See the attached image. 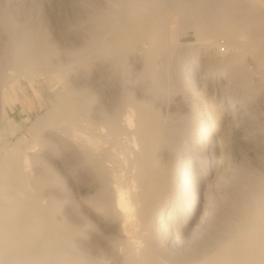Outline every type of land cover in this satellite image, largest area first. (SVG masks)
<instances>
[{"label": "bare ground", "instance_id": "obj_1", "mask_svg": "<svg viewBox=\"0 0 264 264\" xmlns=\"http://www.w3.org/2000/svg\"><path fill=\"white\" fill-rule=\"evenodd\" d=\"M106 5L89 16L88 34L75 49L3 18L8 35L0 53V112L5 120L0 125V264H108L102 258L83 261L74 250L79 225L54 219V202L42 203L44 183L30 173L28 150H22V140L11 144L8 138L15 121L7 119L5 109L22 79L31 84L44 79L54 93L53 99H40L47 110L31 122L25 144L31 149L45 141L48 130L70 151L76 168L96 185L89 201L94 212L119 224L123 238L112 245L118 247L121 264H264V179L252 204L240 210L243 224L222 228L229 208L216 210L208 176L214 174L213 183L220 180L225 163L234 159L223 147L222 135V162L215 165V117L195 100L188 103L189 111L165 114L155 103L163 95L173 55L183 62L194 58L186 75L173 73V90L183 98L200 94L199 49L210 44L217 46L218 55L208 58L203 78L221 71L229 82L242 80L249 50L263 68L264 82V0H106ZM196 23L203 24L201 34L210 39L197 40ZM242 27L249 30L250 42L229 38V29ZM189 31L194 40L183 43L181 36ZM238 47L243 53L235 54ZM130 55L141 57L137 77L146 79L149 101L135 95ZM95 65L105 76L100 89ZM79 69L83 73L72 77ZM120 80L124 84L119 86ZM231 89L223 96L230 97L235 87ZM228 167L237 170L235 163ZM204 232L206 238L198 242ZM58 238L73 249L71 257L61 258L66 247H50ZM44 243L49 246L42 247ZM187 243L190 249L178 252ZM173 252L178 253L167 255Z\"/></svg>", "mask_w": 264, "mask_h": 264}, {"label": "rangeland", "instance_id": "obj_2", "mask_svg": "<svg viewBox=\"0 0 264 264\" xmlns=\"http://www.w3.org/2000/svg\"><path fill=\"white\" fill-rule=\"evenodd\" d=\"M106 6V0H0V53L5 49L8 35L3 22L4 16L8 17L7 19L11 26H18L17 28L23 30H33L37 35L47 37L49 41L51 40V43L67 49H71V47L75 49V46L77 48L88 34L89 22L87 21L89 16L93 13L100 14L99 12L105 10ZM196 28L200 33L197 35L198 41L211 38L210 35L201 34L204 29L202 23H196ZM227 34L229 38L234 40L251 41L249 30L244 27L229 29ZM193 40L194 35L192 31L181 36L183 43ZM216 47L215 44H210L207 46V49H199L198 64L200 69L196 73L198 75L196 90L200 93L198 96L193 97L190 93H186V96L189 95V97L183 98L184 95L182 93L173 90L171 86L174 82L173 73L182 70L183 75H186L194 62V58L185 59L184 62L181 60L177 61L176 55H173L167 61L166 68L169 70L167 71L168 74L166 72L164 74L165 88L163 95L155 100V103L160 112L165 114L170 111H189L191 104L188 103L195 100L199 104L198 106L202 107L203 111H205L204 109H209L213 117H215L219 128L213 131L212 136L217 141L215 142L217 145L215 165H219L222 162L220 151L223 147L228 148L231 160H234L230 164L225 163L228 169H225V175L220 179L222 181L215 180V183H213L214 174L208 176V180L211 179L210 190L211 193L213 192L212 196L216 198V210H218L220 205L221 207L225 206L229 208L227 219L223 223L222 228H233L243 224L242 211L240 210L244 206L252 204V199L257 194V187L264 179L263 68L258 66L255 55L246 50L243 59L245 60V74L242 80L229 82L221 71L209 73L208 78H203L202 76L207 71L206 63L208 58L218 55ZM230 48L233 49V45ZM234 52L235 54H241L243 50L238 47ZM130 56L131 59H127V63L130 71L132 69L131 76L134 79L135 95H137L138 99L149 101L146 91V79L144 77H137V72H139L141 67V57L139 55ZM130 60L132 61L131 63ZM94 68L96 71L94 73L97 79L96 82H98V86H102L105 76L101 75L97 65ZM76 72L72 74V77L80 76L83 73L82 69ZM199 76L201 77L200 80ZM123 82V80H120L118 85H122ZM101 86H99V89ZM234 87L235 89H233ZM229 89L232 90V95L230 97L223 96V93ZM51 91L52 87L44 79L35 84H31L24 79L20 80L19 86H16L13 91V100L9 102L5 109L7 119L10 117L15 121V124L7 131L8 138L11 144L16 140H22V150H28V158L32 163L29 168L30 173L33 176H38L44 183L41 191L42 203L46 204L48 200L54 202V219L58 223L63 221L66 224H74L76 227L79 225L80 228L77 227V232L72 238V243L74 244V250L82 253L83 261L92 262L95 258H102L108 264H121L122 258L121 254L117 251L118 247L116 248L112 245V241L123 238L119 224L113 222L109 216L94 212L89 201L95 192L96 185L84 174L81 168H79L80 166L76 168L75 158L71 156L70 151L60 144L59 140L53 137L48 130L43 132V136L46 137L45 141L39 142V144L31 149L28 148L29 145L25 144L24 139H27L30 135L28 128L31 122L47 110L41 106L40 99H53L54 93ZM229 101L232 102L230 109ZM50 104L52 105L53 103L50 101ZM97 106L98 104H95L96 108ZM145 106L148 105L145 104ZM1 118L0 112V125L5 121ZM198 131L199 128L197 129L196 127V134L199 133ZM222 135L225 137L223 147L221 144ZM0 145L2 146L3 144L0 143ZM23 151L21 152L24 153ZM232 163H235L237 170L228 167ZM212 172L213 170H210L208 173L211 174ZM90 188L92 189L91 191ZM235 211L237 212L235 213ZM237 213L241 214L237 215ZM139 233L137 234L139 235ZM204 238H206L205 232L198 238V242ZM194 241L195 239L188 242L189 245L191 246ZM48 244L44 243L42 247L49 246ZM59 245L60 247H57ZM187 245L178 252L190 249V246ZM50 247H57L56 249L59 250L61 247H66V251L68 252H65L61 258L72 256L70 251L73 249L67 245L64 238H58V241L54 242ZM173 253L167 255L171 257L175 256L176 253Z\"/></svg>", "mask_w": 264, "mask_h": 264}]
</instances>
